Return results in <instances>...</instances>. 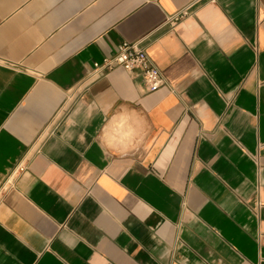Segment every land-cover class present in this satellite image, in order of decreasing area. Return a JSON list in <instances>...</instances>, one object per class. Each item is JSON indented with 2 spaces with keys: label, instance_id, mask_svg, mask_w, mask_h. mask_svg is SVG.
Wrapping results in <instances>:
<instances>
[{
  "label": "crops",
  "instance_id": "1",
  "mask_svg": "<svg viewBox=\"0 0 264 264\" xmlns=\"http://www.w3.org/2000/svg\"><path fill=\"white\" fill-rule=\"evenodd\" d=\"M0 264H264V0H0Z\"/></svg>",
  "mask_w": 264,
  "mask_h": 264
},
{
  "label": "built area",
  "instance_id": "2",
  "mask_svg": "<svg viewBox=\"0 0 264 264\" xmlns=\"http://www.w3.org/2000/svg\"><path fill=\"white\" fill-rule=\"evenodd\" d=\"M186 17V11L181 10L175 14L167 16L165 24L174 27ZM116 69H122L126 72L140 71L144 83L150 93L158 91L164 83L159 68L154 64L147 53L140 49L137 44L122 43L118 47L115 56L105 58L100 63L93 64V69L89 74V78L104 76ZM24 171V166H18L14 169L1 189H5L6 185H8V188H11L14 178L17 179L18 176L24 173Z\"/></svg>",
  "mask_w": 264,
  "mask_h": 264
}]
</instances>
